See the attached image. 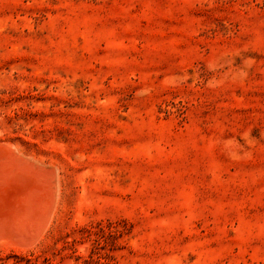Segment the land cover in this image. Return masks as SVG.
Wrapping results in <instances>:
<instances>
[{"label":"rangeland","instance_id":"1","mask_svg":"<svg viewBox=\"0 0 264 264\" xmlns=\"http://www.w3.org/2000/svg\"><path fill=\"white\" fill-rule=\"evenodd\" d=\"M0 145L59 184L0 264H264V0H0Z\"/></svg>","mask_w":264,"mask_h":264},{"label":"bare ground","instance_id":"2","mask_svg":"<svg viewBox=\"0 0 264 264\" xmlns=\"http://www.w3.org/2000/svg\"><path fill=\"white\" fill-rule=\"evenodd\" d=\"M20 156L0 145V243L27 245L42 236L50 223L59 184L54 170Z\"/></svg>","mask_w":264,"mask_h":264}]
</instances>
